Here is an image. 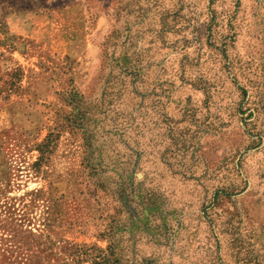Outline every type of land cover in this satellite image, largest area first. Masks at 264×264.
Instances as JSON below:
<instances>
[{
  "label": "rangeland",
  "instance_id": "1",
  "mask_svg": "<svg viewBox=\"0 0 264 264\" xmlns=\"http://www.w3.org/2000/svg\"><path fill=\"white\" fill-rule=\"evenodd\" d=\"M97 252L264 264V0H0V264Z\"/></svg>",
  "mask_w": 264,
  "mask_h": 264
},
{
  "label": "trees",
  "instance_id": "2",
  "mask_svg": "<svg viewBox=\"0 0 264 264\" xmlns=\"http://www.w3.org/2000/svg\"><path fill=\"white\" fill-rule=\"evenodd\" d=\"M86 253H90V252L86 251L84 254ZM90 255H91V258L94 260V264H106L109 260L107 254H104L102 252H97L96 254L91 253Z\"/></svg>",
  "mask_w": 264,
  "mask_h": 264
}]
</instances>
